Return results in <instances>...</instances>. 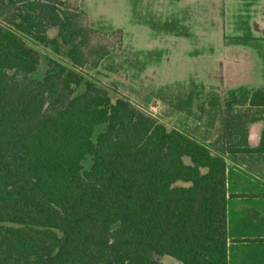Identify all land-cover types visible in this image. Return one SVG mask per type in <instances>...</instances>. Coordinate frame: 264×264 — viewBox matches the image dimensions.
Instances as JSON below:
<instances>
[{
	"label": "trees",
	"instance_id": "obj_1",
	"mask_svg": "<svg viewBox=\"0 0 264 264\" xmlns=\"http://www.w3.org/2000/svg\"><path fill=\"white\" fill-rule=\"evenodd\" d=\"M92 33L64 0H0V264H226L221 154L259 119L231 106L264 109V87L230 92L211 150L88 79Z\"/></svg>",
	"mask_w": 264,
	"mask_h": 264
},
{
	"label": "rangeland",
	"instance_id": "obj_2",
	"mask_svg": "<svg viewBox=\"0 0 264 264\" xmlns=\"http://www.w3.org/2000/svg\"><path fill=\"white\" fill-rule=\"evenodd\" d=\"M200 1L206 7L200 2L199 8L182 1L177 5L176 0H64V6L87 23L93 32L92 47L99 45L107 52L96 65L92 61L97 54L92 53L89 66L82 68L88 79L106 88L112 101L126 98L167 130L177 129L212 150L222 131L221 113L230 92L239 96L241 89L264 87V39L241 30L242 16L233 0L228 3L226 32L235 36L218 25L223 19L222 1L215 7L209 5L215 0ZM117 29L122 32L121 42L112 33ZM47 35L56 37L57 29H48ZM34 48L39 62L32 76L40 79L48 57L57 56L50 47ZM83 88L80 85L75 94ZM235 104L231 113H244V120L259 118L245 125L247 136L264 133V109ZM103 128L96 126L93 138ZM183 161L190 163L188 157ZM90 164L87 156L82 166L88 169ZM160 261L181 264L168 255L160 256Z\"/></svg>",
	"mask_w": 264,
	"mask_h": 264
},
{
	"label": "crops",
	"instance_id": "obj_3",
	"mask_svg": "<svg viewBox=\"0 0 264 264\" xmlns=\"http://www.w3.org/2000/svg\"><path fill=\"white\" fill-rule=\"evenodd\" d=\"M181 1L180 4L193 8H199V2L207 5L200 0H176V4ZM221 1L223 19L218 25L226 32L229 0ZM233 2L242 16L241 30L264 39V0ZM209 142L205 141L208 145ZM212 143L216 147L220 144L216 138ZM231 143L240 146L221 154L225 161L226 264H264V137L247 136L244 141Z\"/></svg>",
	"mask_w": 264,
	"mask_h": 264
}]
</instances>
